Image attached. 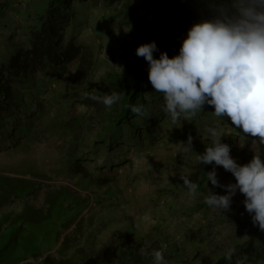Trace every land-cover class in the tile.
Segmentation results:
<instances>
[{
	"label": "rangeland",
	"instance_id": "obj_1",
	"mask_svg": "<svg viewBox=\"0 0 264 264\" xmlns=\"http://www.w3.org/2000/svg\"><path fill=\"white\" fill-rule=\"evenodd\" d=\"M15 6L0 9V75L2 61L26 49L23 12ZM74 6L75 30L71 23L64 36L79 33L75 44L81 46L86 81H72L68 70L49 71L55 78L46 77L44 93L35 100L26 97L21 106L22 121L30 120L27 132L19 128L10 136V123L0 132V264H89L93 253L98 254L93 264H115L124 235L140 251L166 245L170 264H210L233 243L248 238L264 243V231L253 224L239 191L222 212L203 203L207 190L225 192L206 183L213 165L199 164L197 158L212 143L208 117L203 124L194 118L173 123L163 111L164 98L154 105L146 102V115L159 116L154 126L146 125L147 116L144 121L137 117L135 136L125 128L119 141L109 142L119 102L107 108L93 98L104 94H91L85 86L101 85L110 74L126 76L143 37L114 20L115 4L108 8L87 0ZM227 119L213 114L217 124ZM189 136L192 151H184L180 143ZM230 146L240 164L253 157L251 148ZM216 171L221 184L235 182L222 166ZM189 174L198 185L191 200L180 179Z\"/></svg>",
	"mask_w": 264,
	"mask_h": 264
},
{
	"label": "clouds",
	"instance_id": "obj_2",
	"mask_svg": "<svg viewBox=\"0 0 264 264\" xmlns=\"http://www.w3.org/2000/svg\"><path fill=\"white\" fill-rule=\"evenodd\" d=\"M206 6L209 15L187 30L178 54L170 57L161 51L156 57L158 46L152 41L139 45L136 55L148 62V81L163 94V111L173 123L196 118L209 105L215 117L228 118L235 129L257 138L252 141V159L240 164L218 129L209 126L211 146L197 158L199 164L213 165L206 183L225 189L224 194L207 190L203 203L222 212L239 191L253 224L264 231V0H206ZM93 98L111 108L121 95L114 91ZM129 107L137 116L147 114L143 103ZM192 140L189 136L186 144L180 143L184 151H192ZM216 166L231 172L235 182L221 184ZM190 176H180L189 200L198 188ZM164 248L141 249V255L151 256L152 264H170ZM224 259L228 264H249L248 257L237 255L233 247L225 250Z\"/></svg>",
	"mask_w": 264,
	"mask_h": 264
},
{
	"label": "trees",
	"instance_id": "obj_3",
	"mask_svg": "<svg viewBox=\"0 0 264 264\" xmlns=\"http://www.w3.org/2000/svg\"><path fill=\"white\" fill-rule=\"evenodd\" d=\"M130 1L100 0L108 8L115 4L114 20L120 24L130 25L138 35L143 37L141 44L156 42L158 46V51L154 52L156 57L161 51H166L170 57L178 54L181 41L186 36L187 30L193 23L199 22L209 15L206 0H136L134 3ZM85 2L87 0H24L25 5L22 7L18 6V2L16 3L15 0L0 1V9L17 5L12 8L23 12L25 25L22 26V29H26V49L23 53L21 51L19 53L17 50L15 54L2 61L3 67L0 75V132L2 134L6 123L11 124L12 135L10 136H13L19 128H22L24 133L27 132L30 120L22 121L21 106L26 105V97L35 100L39 94L44 93L45 83L48 82L46 77L55 78L52 74L47 75L49 71L65 72L68 70L72 81H86L88 73L86 69H83L82 58L78 57L81 46L75 44L79 33H73L78 15V9L74 4L82 6ZM71 23L74 24L71 28L73 32L66 38L64 34ZM81 69L83 71L80 76ZM37 72L47 73L37 79L35 75ZM84 73L85 76H83ZM147 73L148 62L138 56L126 76L110 74L101 85L94 84L87 87L88 84L85 86V89H92L89 90L91 94L95 92L110 94L115 91L121 95V100L116 106L117 114L111 120L109 127L111 136L109 142L119 141V136L125 128L135 136L137 132L134 131V127L137 125L132 122L137 117L142 118V121L148 117L146 125L150 127L154 126L155 118H159L157 113L149 112L148 115L137 116L130 111L129 105L139 103L145 105L146 102L149 105H154L163 99V94L156 92L148 81ZM14 81L15 87L12 88L11 84ZM96 86L99 89H95ZM146 96H149V100L146 99ZM209 107V105H205L204 112L200 113L193 121L203 124L208 117V124H210L208 127L212 126L216 127L218 131L220 130L222 142L230 145L233 142L236 143L237 129L232 127V124L230 125L228 119L217 124L213 120L212 111L214 109L210 110ZM226 126H228V133L225 134ZM230 127L233 128V132ZM5 191L13 194L11 188H7ZM124 237H126V242H123L124 245L116 252L115 264H149L150 257L141 255L140 249L130 241L128 235H124ZM230 247L236 249L237 255H246L249 264H257L264 260V243L257 239L248 238L242 242L233 243ZM224 253L210 264H228L224 259ZM97 255V253H93L87 262L93 264L98 261Z\"/></svg>",
	"mask_w": 264,
	"mask_h": 264
},
{
	"label": "crops",
	"instance_id": "obj_4",
	"mask_svg": "<svg viewBox=\"0 0 264 264\" xmlns=\"http://www.w3.org/2000/svg\"><path fill=\"white\" fill-rule=\"evenodd\" d=\"M233 127V125H232ZM238 138H237V145L238 149L244 150V149H253L252 148V141L257 138H253L250 136H247V134H243L240 129H237ZM262 148H264V145H261ZM252 159V157L249 159V161Z\"/></svg>",
	"mask_w": 264,
	"mask_h": 264
}]
</instances>
